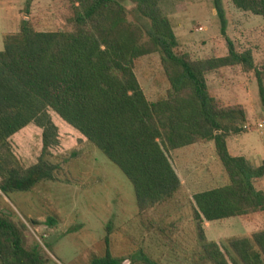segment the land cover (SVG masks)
<instances>
[{"label": "trees", "instance_id": "1", "mask_svg": "<svg viewBox=\"0 0 264 264\" xmlns=\"http://www.w3.org/2000/svg\"><path fill=\"white\" fill-rule=\"evenodd\" d=\"M67 0L72 31L40 32L22 16L19 31L3 37L0 52V192H29L53 179L54 167L39 161L22 169L9 139L30 124L41 128L42 155L57 143L49 112L76 130L114 164L133 186L141 212L163 204L181 187L172 153L198 143L214 144L227 176L225 186L189 198L207 264H264V231L225 242H208L202 225L264 213V161L251 166L233 157L227 139L246 133L240 105H222L211 95L207 76L225 68L253 73L264 109V64L252 52H239L226 35L223 0H213L227 54L194 59L180 50L163 0ZM240 11L261 17L264 0H232ZM130 18V19H129ZM157 54L169 84L166 97L150 102L135 75L139 58ZM53 221L50 222V225ZM90 264H157L140 249L128 259L109 250ZM27 250L22 232L0 213V264H44Z\"/></svg>", "mask_w": 264, "mask_h": 264}, {"label": "rangeland", "instance_id": "2", "mask_svg": "<svg viewBox=\"0 0 264 264\" xmlns=\"http://www.w3.org/2000/svg\"><path fill=\"white\" fill-rule=\"evenodd\" d=\"M121 2L126 9L133 6L127 0ZM161 8L171 20L177 39L183 40L179 43L182 52L194 59L227 54L213 0H163ZM223 8L226 35L239 52L251 51L255 65L261 67L262 18L237 10L232 0H223ZM22 16H27L40 32L73 29L67 0H0V52L4 35L16 31L18 17L20 23ZM135 75L150 102L166 97L169 84L159 55L136 60ZM208 81L211 95L222 105H240L246 112V133L227 139L229 153L244 157L253 167L260 165L264 161V109L253 73L231 68L220 80L212 76ZM49 114L57 127L58 140L44 155L43 130L34 124L8 140L22 169L35 165L41 156L55 169L51 181L29 192L8 196L0 192V213L7 214L22 232L27 250L36 249L44 264H90L94 257L104 256L107 237L110 252L125 260L142 249L157 264H207L200 259L202 244L189 198L228 183L214 144L198 143L173 152L180 189L163 204L141 212L133 186L123 173L55 113ZM256 187L264 191V178ZM205 231L210 241L249 237L264 231V213L213 222Z\"/></svg>", "mask_w": 264, "mask_h": 264}, {"label": "crops", "instance_id": "3", "mask_svg": "<svg viewBox=\"0 0 264 264\" xmlns=\"http://www.w3.org/2000/svg\"><path fill=\"white\" fill-rule=\"evenodd\" d=\"M20 11L21 10H19V12H18V16H19V13H20ZM19 21H20V19H19V17H18V21H17V28H16V31L14 32V33H10V34H15V33H17L18 31H19V27H20V23H19ZM180 40V41H179ZM178 42L180 43V42H183V40H181V39H178ZM229 69H231V68H225V69H222V70H220V71H218V72H215V73H212V74H209L208 76H207V84H208V87H209V91H210V93H211V90H210V86H209V78L210 77H212V76H215V78H218V80H220L221 79V76L224 74V72H226V70H229ZM221 82H222V80H221ZM220 82V83H221ZM220 89V88H219ZM226 94V93H225ZM224 96H226V95H224ZM210 144H213L212 142H210ZM195 145H197V144H195ZM195 145H192V146H195ZM192 146H189V147H192ZM189 147H186L185 149H187V148H189ZM185 149H183V150H185ZM228 149H229V147H228ZM175 152V151H174ZM260 214V213H259ZM253 215H256V214H253ZM250 216H252V215H250ZM250 216H247V217H250ZM247 217H237V218H247ZM232 219H235V218H232ZM227 220H229V219H227ZM217 222H225V220H222V221H217ZM211 223H213V222H211ZM208 224H210V223H206V224H203L202 225V229H203V231L204 232H206L205 230H206V225H208ZM248 237V236H247ZM233 238V237H232ZM206 240L208 241V242H220L221 240H214V241H210V240H208L207 238H206ZM222 242V241H221Z\"/></svg>", "mask_w": 264, "mask_h": 264}]
</instances>
